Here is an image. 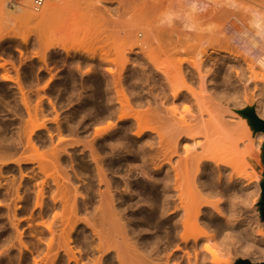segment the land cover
<instances>
[{"label":"bare ground","instance_id":"bare-ground-1","mask_svg":"<svg viewBox=\"0 0 264 264\" xmlns=\"http://www.w3.org/2000/svg\"><path fill=\"white\" fill-rule=\"evenodd\" d=\"M68 1L0 0L6 26L34 31L33 50L0 37V264L263 262L264 217L242 208L264 193V0H127L84 54L67 23L48 37L63 9L96 10ZM150 79L170 95L152 109ZM25 224L42 228L31 261Z\"/></svg>","mask_w":264,"mask_h":264},{"label":"rangeland","instance_id":"rangeland-1","mask_svg":"<svg viewBox=\"0 0 264 264\" xmlns=\"http://www.w3.org/2000/svg\"><path fill=\"white\" fill-rule=\"evenodd\" d=\"M68 1V0H67ZM127 0H78V2L79 3H83L82 5L83 6H85L86 4L87 5H89L90 4V8L92 7V8H95L96 10H93V11H87V13L88 14H86L85 16H82L81 18H79L77 15H76V20L77 21H74V22H72L71 23V18L68 16V15H66L67 14V11H65L64 12V10L65 9H63L60 13H59V15H57L56 17L57 18H55L54 19V21H53V23H54V25H53V23H51V27H50V29L51 30H49V32H48V37L50 36L49 35V33L50 34H52L53 35V33H55L56 35L57 34H59V32L58 31H60V32H62L63 30H64V27H65V29H66V26H68L69 25V27H70V29H71V31H72V35H73V37L72 38H70V39H68V40H66V42L65 43H63L64 44V46L66 47V48H68V50H70L71 51V53L73 52L74 54H84V53H87L86 51L87 50H89L90 49V51L93 49V50H99V48L101 47V46H103V44L105 43V41L108 39V38H110L111 36L108 34V31H109V25L110 24H112L113 25V21L112 20H115V19H117V21L119 20V23L118 24H120V21L122 22V23H126L125 22V20H128L126 17H129V16H124V14H125V11H124V9H126V4H127V2H126ZM68 2H70V1H68ZM65 4H67L66 2H65ZM66 7V6H65ZM89 7V6H88ZM11 8H13V7H11ZM95 11H96V13H95ZM63 13V14H62ZM61 14V15H60ZM65 14V15H64ZM67 17H69L70 19H68ZM79 18V19H78ZM68 20H69V22H68ZM71 20V21H70ZM4 21H3V15H2V13H1V11H0V37H3V35H4V37L5 36H8V35H10L11 33H12V35H13V33L15 34V33H17V34H15V35H13V36H19L20 35V39H22L24 36L25 37H27V36H29V37H27L28 38V43L26 44L27 46H29V50H33V47H32V42H31V36H32V32H34V31H27L28 33L29 32H31V34L29 33V34H27V36H26V29L24 30V28H26V27H24V28H22V26L21 25H19V28H18V25L15 27V25H13V27H9V26H6L7 24H4L3 23ZM128 22V21H127ZM67 23V25L65 26V24ZM121 23V24H122ZM72 24V25H71ZM123 25V24H122ZM21 26V27H20ZM2 27V28H1ZM9 27V28H8ZM53 27V28H52ZM61 28H63V30L61 29ZM28 29V28H27ZM62 31H61V30ZM75 30V31H74ZM52 33H51V32ZM55 31V32H54ZM56 31L58 32V33H56ZM73 32H74V34H73ZM6 34V35H5ZM25 34V35H24ZM54 34V35H55ZM12 35H10V36H12ZM24 35V36H23ZM52 35L50 36V37H52ZM54 35H53V37H54ZM55 35V36H56ZM22 37V38H21ZM46 37H47V35H46ZM46 37H44V38H46ZM52 37V38H53ZM18 38V37H17ZM41 38H43V37H41ZM43 38V39H44ZM19 39V40H20ZM41 40V39H40ZM44 41V40H43ZM42 42V41H41ZM40 42V43H41ZM47 43V42H46ZM45 45L43 42L41 43V45ZM40 44L38 45V46H41ZM47 46V45H46ZM46 46H44L43 48H44V50H46L45 48H47ZM15 47V46H14ZM31 47V48H30ZM38 48V49H37ZM98 48V49H97ZM35 49H37V51H39V47H36V48H34V50ZM41 51H42V48L40 49ZM85 50V51H84ZM40 51V52H41ZM83 51H84V53H83ZM49 51H48V48H47V51H45V54L46 53H48ZM43 53H44V51H43ZM42 54V53H41ZM209 54H210V58L213 60V62H216L219 58H220V56L222 55L220 52H218V51H214V52H211V50L209 51ZM131 57H133V56H131ZM4 61V59L3 58H1L0 59V62H3ZM93 64H95V63H92V65H88V67H92L93 66ZM136 66H138V65H136ZM140 66V65H139ZM138 66V67H139ZM99 73H100V70H99ZM129 73H125V75H124V77L126 78V81H125V85H124V88H126V94L129 92V90H128V88L131 86V84H133L135 81H134V79H133V75H132V73H130L129 74V76H127ZM159 78L157 77V79L156 80H158ZM149 81V80H148ZM151 83V85H149ZM153 82H152V80L150 79V81H149V83L147 84V82H146V84H143V85H141L140 83H138L137 85H136V87H137V91H138V94L139 95H141L143 98H146V102H147V105H146V107L148 106V108L150 107L151 109H152V107L153 106H155V105H150V102H155V101H157V103H161L162 101L163 102H166L167 100H169V97H170V95L168 94V92L167 91H165V92H167V93H165L166 94V96H165V94H163L161 91H159V90H162V88L160 89V87L158 88V86H157V88H158V91H156V86H153L154 84H152ZM160 84V83H159ZM158 84V85H159ZM152 89V90H151ZM155 90V92H154V90ZM153 92V93H152ZM130 93H128L127 95H129ZM168 94V95H167ZM156 95V96H155ZM130 97H131V95H129ZM148 96V97H147ZM259 96H264V94H260ZM129 97V98H130ZM155 100V101H154ZM158 100H159V102H158ZM168 102V101H167ZM181 102V101H180ZM153 104V103H152ZM152 106V107H151ZM161 107H163V106H161ZM181 108H182V106H181ZM121 127H123L122 125H121ZM41 151H42V153L44 152V150L43 149H40ZM45 152H46V150H45ZM44 152V153H45ZM41 153V152H40ZM43 153V154H44ZM47 153V152H46ZM255 160V161H254ZM252 162H253V164H255L254 166H255V170H256V172L258 173V175H259V177L260 178H262L263 180H262V184L264 185V144H262V145H260V146H258L257 148H255V153H254V155L252 156ZM257 162V163H256ZM258 166L260 167L259 169H258ZM257 168V169H256ZM123 172L125 173V170H123ZM123 172L121 171V174H123ZM115 177H117V178H120L121 176H120V173L118 174V176L117 175H115ZM136 177V175H134V177L133 178H135ZM137 179H140V180H146V177H143V176H139V175H137V177H136ZM255 200L257 201V202H254L252 205V207L251 206H249V207H247V206H243V208H242V212H243V214H244V212H245V214L246 215H252V217H256V216H259V215H262L263 217H264V201H263V198L262 199H260L258 196L255 198ZM259 206L260 208H261V210L262 211H259V213H257L256 212V209L254 208L255 206ZM246 210V211H245ZM244 214V215H245ZM256 215V216H255ZM251 217V216H250ZM35 218V219H34ZM33 218V221L31 222V224H33L34 226H36L35 224H37L38 225V221H37V217L35 216ZM34 220H35V222L37 221L38 223H34ZM39 226H37V229H36V233L35 232H31V233H29V231H28V229L27 228H29V226L27 225V224H25L24 226H22L21 227V231H23L24 232V234H23V237H24V240H26L25 242H27V244L29 245L30 244V248H31V250L30 251H32V252H26L27 253V257L29 258V261H31L32 260V256H31V253H33L34 254V256L33 257H35L36 255H37V253L34 251V249H35V246H37L38 248L39 247H43V245L42 246H40V241L41 240H39V242H38V238L37 237H39L40 238V235H41V230H42V228H38ZM27 229V230H26ZM40 229V230H39ZM38 235V236H37ZM36 236V237H35ZM36 240V241H35ZM31 241V242H30ZM37 245H36V244ZM42 244V243H41ZM72 245V244H71ZM73 245H75V243H73ZM72 245V246H73ZM34 246V247H33ZM33 247V248H32ZM74 247V246H73ZM78 248V249H77ZM33 249V250H32ZM74 250H76L77 252H78V250H79V247L77 246L76 247V245H75V249ZM75 251V252H76ZM31 257V258H30ZM250 259L251 258H249V257H245V256H237V257H233V258H231L230 259V262H232L231 264H238V263H241V262H254V263H260V262H262V261H250ZM252 260V259H251Z\"/></svg>","mask_w":264,"mask_h":264},{"label":"built area","instance_id":"built-area-1","mask_svg":"<svg viewBox=\"0 0 264 264\" xmlns=\"http://www.w3.org/2000/svg\"><path fill=\"white\" fill-rule=\"evenodd\" d=\"M45 1L46 0H32V4L35 9H39L44 5Z\"/></svg>","mask_w":264,"mask_h":264},{"label":"water","instance_id":"water-1","mask_svg":"<svg viewBox=\"0 0 264 264\" xmlns=\"http://www.w3.org/2000/svg\"><path fill=\"white\" fill-rule=\"evenodd\" d=\"M259 124L264 126V119H259ZM264 187V185H263ZM263 201H264V193H263ZM238 264H264V261L263 262H260V263H254V262H241V263H238Z\"/></svg>","mask_w":264,"mask_h":264}]
</instances>
